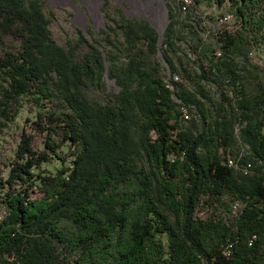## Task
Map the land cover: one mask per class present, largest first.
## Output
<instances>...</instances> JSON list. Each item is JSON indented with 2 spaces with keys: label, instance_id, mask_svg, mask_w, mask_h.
Segmentation results:
<instances>
[{
  "label": "trees",
  "instance_id": "1",
  "mask_svg": "<svg viewBox=\"0 0 264 264\" xmlns=\"http://www.w3.org/2000/svg\"><path fill=\"white\" fill-rule=\"evenodd\" d=\"M194 2L163 0L156 46L102 0L100 48L56 41L41 0H0V130L32 113L0 161V264H264V0H214L181 47Z\"/></svg>",
  "mask_w": 264,
  "mask_h": 264
},
{
  "label": "rangeland",
  "instance_id": "2",
  "mask_svg": "<svg viewBox=\"0 0 264 264\" xmlns=\"http://www.w3.org/2000/svg\"><path fill=\"white\" fill-rule=\"evenodd\" d=\"M110 4L120 8L122 13L129 18L142 17L156 33L155 44L158 46L162 36V30L165 24V7L163 0H108ZM191 2V1H190ZM44 11L51 12L49 17V29L53 38L62 42L65 38H72L75 30L78 29L83 35L94 36L100 43L99 34L96 31L103 28V9L102 0H41ZM225 3L216 5L214 0H195L188 5L185 11L178 12L179 23L176 24L178 34V44L184 45V38L189 34L180 22L192 25V30H196L198 35H208L207 32L218 25L217 17L225 13ZM226 26L232 24L231 17L226 18L223 22ZM191 35V34H190ZM252 58L256 62L264 63V40L259 43L256 49L252 50ZM103 83L107 90L115 89L111 79L103 77ZM32 113L26 105H22L17 111L14 118L6 123L0 130V161H4L14 145L16 134L21 127H25L26 119L31 117ZM264 132V128H263ZM40 166L46 171H53L57 166L54 159L42 162ZM5 172V168L0 164V175ZM198 214L202 215V207H198ZM214 212L221 213L223 208L215 205L210 208Z\"/></svg>",
  "mask_w": 264,
  "mask_h": 264
},
{
  "label": "built area",
  "instance_id": "3",
  "mask_svg": "<svg viewBox=\"0 0 264 264\" xmlns=\"http://www.w3.org/2000/svg\"><path fill=\"white\" fill-rule=\"evenodd\" d=\"M224 18H228V14H225ZM185 116V115H184Z\"/></svg>",
  "mask_w": 264,
  "mask_h": 264
}]
</instances>
